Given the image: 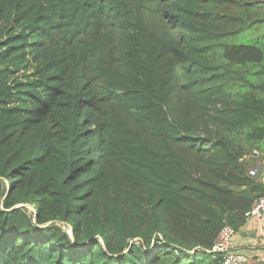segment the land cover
Listing matches in <instances>:
<instances>
[{
  "label": "trees",
  "instance_id": "obj_1",
  "mask_svg": "<svg viewBox=\"0 0 264 264\" xmlns=\"http://www.w3.org/2000/svg\"><path fill=\"white\" fill-rule=\"evenodd\" d=\"M253 149L264 0H0V264H221Z\"/></svg>",
  "mask_w": 264,
  "mask_h": 264
},
{
  "label": "built area",
  "instance_id": "obj_2",
  "mask_svg": "<svg viewBox=\"0 0 264 264\" xmlns=\"http://www.w3.org/2000/svg\"><path fill=\"white\" fill-rule=\"evenodd\" d=\"M264 159V150H251L243 157L247 161V174L251 178L258 175V169ZM264 214V196H261L253 202L250 209L246 212V220L251 217L259 218ZM235 231L228 225H224L219 231L209 253L220 257L221 264H247V256L233 250L232 237Z\"/></svg>",
  "mask_w": 264,
  "mask_h": 264
},
{
  "label": "crops",
  "instance_id": "obj_3",
  "mask_svg": "<svg viewBox=\"0 0 264 264\" xmlns=\"http://www.w3.org/2000/svg\"><path fill=\"white\" fill-rule=\"evenodd\" d=\"M256 182L264 186V159ZM233 250L247 256V264H264V214L248 218L232 237Z\"/></svg>",
  "mask_w": 264,
  "mask_h": 264
},
{
  "label": "rangeland",
  "instance_id": "obj_4",
  "mask_svg": "<svg viewBox=\"0 0 264 264\" xmlns=\"http://www.w3.org/2000/svg\"><path fill=\"white\" fill-rule=\"evenodd\" d=\"M237 39H238L237 41L239 43H250L251 42V40H248V37L245 34L240 35ZM24 207L27 209V212L30 215H33L34 209L32 208V206L24 205ZM58 225L62 226V228L70 235V230H69V228L67 226H64V225L59 224V223H58Z\"/></svg>",
  "mask_w": 264,
  "mask_h": 264
}]
</instances>
